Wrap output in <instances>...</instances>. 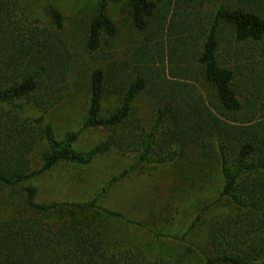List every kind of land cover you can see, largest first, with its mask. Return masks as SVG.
<instances>
[{
    "label": "trees",
    "instance_id": "1",
    "mask_svg": "<svg viewBox=\"0 0 264 264\" xmlns=\"http://www.w3.org/2000/svg\"><path fill=\"white\" fill-rule=\"evenodd\" d=\"M190 1L162 9L163 0H96L83 46L104 66L89 74L83 126L109 133L79 150L73 146L78 132L57 138L44 114L61 100L71 75L62 11L46 0V18L39 20L21 0H0V186L15 189L5 195L0 214V264H177L136 243L103 239L91 216L104 213L141 225L99 206L97 196L140 164L178 161L187 144L203 159H215L218 200L227 208L208 223L204 264H264V0H213L211 10L199 0L188 20L180 6ZM118 2L143 33L130 59L116 58L113 49L118 27L108 8ZM199 86H209L212 95ZM143 93L158 104L148 130L134 106ZM108 94L117 102L104 111ZM30 108L40 113H28ZM111 149L136 152L137 159L91 199H36L32 178L60 162L88 165Z\"/></svg>",
    "mask_w": 264,
    "mask_h": 264
},
{
    "label": "rangeland",
    "instance_id": "2",
    "mask_svg": "<svg viewBox=\"0 0 264 264\" xmlns=\"http://www.w3.org/2000/svg\"><path fill=\"white\" fill-rule=\"evenodd\" d=\"M195 1V2H193ZM183 2L180 7L188 20L193 17L194 4ZM175 0H163L161 8L174 5ZM32 17L46 18V0H21ZM65 17V35L73 53L69 84L63 97L44 114L52 123L55 136L62 138L66 132L76 131L78 136L73 146L87 150L105 139L106 127H84L89 98V74L104 61L84 50V40L90 17L95 13L96 0H54ZM213 0H207L204 9H214ZM179 10V8H177ZM193 10V11H192ZM109 14L118 27L113 49L118 59H130L133 48L143 38V33L131 25L127 7L122 2L110 3ZM225 38L220 41L219 55H224ZM223 53V54H222ZM200 88V86H199ZM206 95H212L209 86L201 87ZM117 97L108 94L103 110L109 111ZM142 126L148 130L153 123L158 104L146 93L140 94L134 103ZM28 113L38 115L39 110L30 108ZM41 142L34 151V160L39 161L43 147ZM137 159L136 152L123 153L111 149L96 156L88 165L60 162L49 171L30 180L37 189L38 201L78 202L97 195L102 187ZM203 168L201 174L197 167ZM193 175H195L193 177ZM204 180V181H202ZM221 177L215 159L202 158L190 145L181 146L178 161L163 164L143 163L125 178L111 183L106 191L97 196L101 207L122 213L131 221L94 213L92 221L101 237L107 241L136 243L150 249L153 255L169 257L177 264H204L203 249L206 247L208 223L226 213L225 201L219 199ZM15 189L0 186V214L5 211V195ZM206 205L208 208L206 209ZM199 220L192 225V221ZM135 223V222H134ZM184 235V239H179Z\"/></svg>",
    "mask_w": 264,
    "mask_h": 264
}]
</instances>
